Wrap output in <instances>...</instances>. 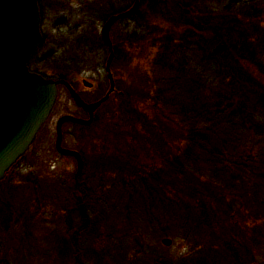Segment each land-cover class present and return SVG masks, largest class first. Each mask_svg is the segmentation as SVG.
Wrapping results in <instances>:
<instances>
[{"label": "rangeland", "instance_id": "obj_1", "mask_svg": "<svg viewBox=\"0 0 264 264\" xmlns=\"http://www.w3.org/2000/svg\"><path fill=\"white\" fill-rule=\"evenodd\" d=\"M134 1L42 0L44 38L30 59L31 69L55 79L65 75L84 90L86 78L100 96L108 86L102 26ZM192 1L209 11V27L222 25L223 35L230 30L215 15L228 0ZM237 1L240 26L249 25L238 43L257 47L264 34V0ZM178 14L171 2L149 0L121 21L127 40L136 44L127 53L117 46L113 71L124 96L109 98L91 124L63 127L65 145L84 152L79 175L77 159L55 146L59 117L77 112L66 87L59 86L53 114L30 151L0 181V264H264V192H255L254 178L247 175L241 186L229 173L210 174L204 156L187 162V175L170 174L191 145L178 138L174 109L157 94L159 65L172 62L157 31ZM144 20L154 25L147 33ZM193 45L183 63L190 64L194 77L195 68L203 71L198 80L205 83L212 75ZM144 120L151 136H141ZM164 237L172 243L164 244Z\"/></svg>", "mask_w": 264, "mask_h": 264}, {"label": "trees", "instance_id": "obj_2", "mask_svg": "<svg viewBox=\"0 0 264 264\" xmlns=\"http://www.w3.org/2000/svg\"><path fill=\"white\" fill-rule=\"evenodd\" d=\"M148 1L141 0L139 8L129 17H134L142 4ZM154 1L165 4L171 2L177 14L179 13L174 20L173 17L168 19L169 21L166 19L167 25L163 24L157 31L162 35L159 40L160 48H170L168 58L172 59L169 64L161 62L159 65L161 77L158 80L160 89L157 94L174 109V121L181 126L178 138L186 139L191 145V149L184 154L185 158L175 159L170 174L187 175V162H198L201 156H204L203 159L209 163L207 169L210 174L219 177L223 173H229L234 178L233 181L241 186H245L247 180L254 178L251 184L256 188L255 192H264V34L257 47L245 42L238 43L237 38L245 34L244 28L249 25L240 26V21H243L236 8L237 0H228L226 6L222 5L221 10L215 12L219 17L217 21L223 22L225 28L230 29L225 30L224 35L223 31L221 32L222 25L218 30L208 26L210 13L208 10L202 11L199 3L194 4L192 0ZM39 2L43 13L42 0ZM253 10L257 12L256 8ZM256 12H250L251 15L254 14L252 17L256 16ZM143 22L145 26L142 28L146 33L154 28L149 21ZM137 30H140V26H137ZM121 39L120 36L118 40ZM100 40L107 48L104 40ZM191 43L195 44L199 62L206 69L204 71L212 75L209 80V76H206V84L198 80L199 77L202 79L199 75L203 74V71L200 73L195 68L197 66L193 67L197 76L194 77L188 72L190 64L183 63L185 56L187 58L185 50L188 46H194ZM170 44L172 47H169ZM129 47L136 48V44L132 46L130 39L120 46L126 53L129 52ZM117 48L115 46V51L118 52ZM60 77L67 78L62 74ZM165 91L169 93L168 97L165 96ZM123 94L122 90L117 93L121 97ZM143 122L146 133L141 136H151L150 123L147 120ZM132 128H135V125ZM132 131L131 129V134L136 132ZM159 133L162 134L161 130ZM102 166L104 167V164ZM118 168L121 169L120 165ZM246 176L250 178L246 180Z\"/></svg>", "mask_w": 264, "mask_h": 264}, {"label": "water", "instance_id": "obj_3", "mask_svg": "<svg viewBox=\"0 0 264 264\" xmlns=\"http://www.w3.org/2000/svg\"><path fill=\"white\" fill-rule=\"evenodd\" d=\"M140 4L141 0H135L132 6L110 15L104 22L102 37L109 49L106 71L110 88L100 99L86 102L67 79L46 77L29 67L30 58L43 40L39 0H0V180L28 151L48 119L58 97L59 84H64L74 102L89 113L88 118L64 114L56 127L57 150L74 156L77 159L76 175L82 172L84 159L80 151L62 144L63 124L67 121L91 124L96 110L114 91L111 28L119 18L132 15ZM162 241L166 245L172 243L169 237Z\"/></svg>", "mask_w": 264, "mask_h": 264}, {"label": "flooded vegetation", "instance_id": "obj_4", "mask_svg": "<svg viewBox=\"0 0 264 264\" xmlns=\"http://www.w3.org/2000/svg\"><path fill=\"white\" fill-rule=\"evenodd\" d=\"M203 2V1H202ZM118 12H120V11H115V12H113L112 14H116V13H118ZM111 14V15H112ZM125 18H127V17H124V18H119L114 24H113V26H112V28H111V38H112V42H113V47H114V59H113V62H112V65H111V67H112V72H113V75L115 74L114 73V71H113V66H114V64H115V62H116V59H117V56H118V52L117 51H115V46H121L123 43H125L126 41H127V32H126V28H125V25H123V24H121V21H123V19H125ZM118 33H119V35L122 37V39L119 41L118 39H119V35H118ZM108 55H109V50H108ZM107 58H108V56H107ZM106 62H107V59H106ZM106 62H105V64H106ZM106 66V65H105ZM107 72V71H106ZM107 77H108V73H107ZM63 78H65V79H67L66 77H63ZM68 81H70V83L72 84V86L79 92V94H80V96L86 101V102H94V101H96V100H98V99H100L102 96H104L105 94H106V92L109 90V88H110V80H109V78H108V86H107V89L100 95V96H98V94H96V92H94L93 91V89L94 88H96V84L94 83V82H90V81H88L86 78H83V83H84V85L86 86V89L84 90V89H80L79 88V86H77L73 81H71V80H69V79H67ZM114 80H115V89H114V91L111 93V95H110V97L109 98H111L114 94H116V93H118V92H120V90L118 89V86H117V82H116V78H115V75H114ZM80 81V80H79ZM61 85V84H60ZM59 85V86H60ZM64 85V84H63ZM65 86V85H64ZM66 87V86H65ZM66 89H67V91L69 92V90H68V88L66 87ZM88 93V94H87ZM69 95H70V92H69ZM59 96V95H58ZM71 96V95H70ZM72 98V97H71ZM57 100H58V98H57ZM56 103H57V101H56ZM56 103H55V105H54V108H53V110H52V112H51V114H50V116L48 117V119L51 117V115L53 114V111H54V109H55V106H56ZM75 103V102H74ZM103 105V104H102ZM101 107V106H100ZM100 107L96 110V112H95V114H94V121H95V118H96V114H97V112H98V110L100 109ZM75 108H76V110H77V112H75L74 114L75 115H77V116H80V117H84V118H88L89 117V113L86 111V110H84L82 107H80V106H78L76 103H75ZM48 119H47V121H48ZM46 121V122H47ZM65 123H67V122H65ZM64 123V124H65ZM64 124H63V127H64ZM77 124H80V123H77ZM45 125V124H44ZM80 125H84V124H80ZM44 127V126H43ZM43 127L41 128V129H43ZM41 131V130H40ZM63 133H64V130H63ZM37 139V138H36ZM36 141V140H35ZM34 141V142H35ZM33 142V143H34ZM62 144H63V146H66L65 145V142H64V135H63V141H62ZM33 145V144H32ZM75 149H77V148H75ZM78 151H80L81 152V154H82V157H83V159H84V166L86 165V159H85V156H84V152L82 151V149L80 148H78L77 149ZM75 158V157H74ZM9 172V171H8ZM7 172V173H8ZM7 173H6V175H5V177L7 176ZM5 177L2 179V180H4L5 179ZM79 176H76V179L78 180L79 178H78Z\"/></svg>", "mask_w": 264, "mask_h": 264}]
</instances>
